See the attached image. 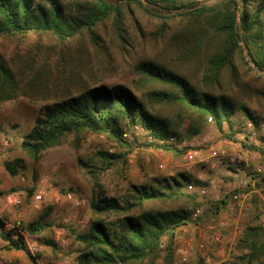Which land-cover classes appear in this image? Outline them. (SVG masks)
Here are the masks:
<instances>
[{
    "label": "trees",
    "instance_id": "obj_1",
    "mask_svg": "<svg viewBox=\"0 0 264 264\" xmlns=\"http://www.w3.org/2000/svg\"><path fill=\"white\" fill-rule=\"evenodd\" d=\"M129 7L158 20V38H168L173 48L179 46L193 58L201 84L193 80L197 83L194 84L183 70L169 64L150 61L138 67L151 81L173 91L157 94L162 102L181 105L185 110L180 111L178 118L169 119L148 109L124 84L90 86L76 75L65 77L60 79L63 84L57 98L42 107L41 115L23 138L21 149L27 158L39 162L47 151L70 139L78 146L90 134L105 136L118 147L131 150L126 134L134 127L150 138L149 148L180 158L188 152V147L180 143L203 133L207 121L225 139L239 142L237 134H244L243 148L264 154L262 147L247 143L251 133L237 128L234 115L241 113L255 129L260 127L261 119L234 90H228L230 84L239 86L236 58L240 55L245 61L244 51L254 67L264 73V0H212L205 4L195 0H0V37L36 33L52 34L61 44L82 36L97 42L98 30L106 32L113 21L114 33L127 44L123 18ZM36 64L21 56L6 60L0 53V104L26 96L25 89L31 81H35L37 90L42 88L43 82L38 80L43 71ZM122 160L120 153H99L103 171L113 169ZM79 165L95 181L90 208L103 219L92 221L85 232L73 234L81 246L78 263L156 264L166 240L170 264L175 255V230L197 221L192 219L189 205L199 204V193L190 187L207 186L208 182L194 181L181 172L175 177L155 179L152 185L132 186L121 200L107 195L97 167L83 159H79ZM3 167L12 179L28 171V164L21 157L4 161ZM252 202L253 219L258 224L244 229L238 244V262L221 264H264V207L256 196ZM227 203L222 200L213 204L211 213ZM50 214L51 208L46 209L22 230L30 235L41 234L53 226ZM106 218L115 219L108 222ZM22 230L7 229L0 219L3 251L30 255ZM46 244L57 247L52 241Z\"/></svg>",
    "mask_w": 264,
    "mask_h": 264
},
{
    "label": "rangeland",
    "instance_id": "obj_2",
    "mask_svg": "<svg viewBox=\"0 0 264 264\" xmlns=\"http://www.w3.org/2000/svg\"><path fill=\"white\" fill-rule=\"evenodd\" d=\"M195 1L205 4L212 0ZM123 20L127 44L122 43V39L114 33L116 28L113 21H110L106 32L98 30L97 42L82 36L68 44H61L52 34L36 33L0 37V53L6 60L21 56L37 63L35 67L42 68L43 71L38 80L43 82L40 90L35 88V81H31L26 86V96L0 104V217L7 223V228L22 230V227L35 220L43 211L51 208L49 219L53 224L38 235H30L22 230L30 255L25 252L3 251L4 242L0 239V264H79L81 246L74 240L73 234L85 232L92 221L103 219L90 208V201L96 191L95 181L79 165V159L97 167L99 181L107 195L121 200L128 195L132 186L152 185L155 179L175 177L181 172L193 177L194 181L208 182L210 192L206 198L199 195L196 207L184 202L190 204L191 212L198 207H202L204 212L196 222L192 221L175 230V255L170 264L237 263L241 257L238 244L244 229L252 223L258 224L253 219L254 205L250 200L251 196L247 200L248 204L250 202L249 210L245 212L246 216L238 228L232 225L231 214L227 210L230 205L236 204L233 198L235 194L249 191L239 188L247 180V175L254 174L258 168L264 170V154L243 148L241 142H246L244 134H237L239 142L225 139L209 121L205 123L203 133L180 143L194 144L193 150L197 152V156L193 160L187 155L177 158L149 148L147 144L151 141L150 138L136 127L126 134L131 150L118 147L105 136L90 134L78 146L74 139H70L67 144L47 151L39 162L28 159L22 151L24 136L33 128L41 115L42 107L53 103L57 98L63 84L60 79L65 77L76 75L90 86L101 83L124 84L134 91L148 109L169 119L178 118L180 111L185 110L181 105L172 106L162 102L157 94H169L173 91L151 81L138 67L150 61L169 64L177 70H183L192 82L194 80L201 84V74L191 55L186 50H180L179 46L173 48L168 38L159 39V21L143 14L136 7L125 9ZM244 56L245 61L240 55L236 58L240 71L239 86L233 87L230 84L228 90H234L235 95L264 125V73L254 67L246 51ZM246 62L254 70L251 71ZM234 120L237 121V128H241L244 133H251V140L247 143L264 150V129L248 130V121L239 112L234 115ZM101 151L120 153L123 160L113 169L103 171L99 161ZM233 156H243L244 160L240 164H232L229 159ZM17 157L26 160L28 171L12 179L5 172L3 163ZM236 171L239 173L236 174ZM237 189L241 190L237 192ZM40 193L43 194V202L37 204L35 197ZM9 196L20 197L23 204L15 206L8 203ZM256 198L260 199L259 196ZM221 200L228 203L222 210L211 213L212 205ZM78 202L82 205L77 206ZM114 219L105 220L109 222ZM261 221L264 222V218ZM18 223L21 225L17 226ZM176 235L182 237V241H176ZM217 235L222 237L225 249L235 239L234 250L225 253L226 261H222L223 257L219 254ZM47 241L54 242L57 247L54 249L48 246ZM34 244L37 249L31 253L29 246ZM166 244L164 240L156 264H169Z\"/></svg>",
    "mask_w": 264,
    "mask_h": 264
},
{
    "label": "built area",
    "instance_id": "obj_3",
    "mask_svg": "<svg viewBox=\"0 0 264 264\" xmlns=\"http://www.w3.org/2000/svg\"><path fill=\"white\" fill-rule=\"evenodd\" d=\"M248 128H249L248 130H250V129L255 130V126L252 123H248ZM259 128L264 129V125H260ZM136 129H137V127H136ZM180 146L188 147L189 151L187 152L186 155L190 160H193L195 158V156H197V152L193 150L194 149L193 143L186 145V143L184 142V143H182V145L180 144ZM215 156L217 158H219L217 153H215ZM243 158H244L243 156H233V157H230L229 161L232 164H240L244 160ZM235 173L238 174L239 172L236 171ZM247 176H248L247 180L242 182L239 185V188H246L249 191L247 193L244 192V194H240V193L235 194L233 196V198L236 200V204H232L229 207L226 206V207H228L227 211H229L231 214L232 225L236 226L237 228L239 227L240 222L246 216L245 214L249 210L248 205H247V200H248V197L250 196L249 195L250 192L255 193L254 195L259 196V198H260L259 200L264 203V170L261 168H258L254 174H252V175L248 174ZM190 188H191V190L198 191L200 197H202V198H206L210 192L209 186H191ZM240 190L241 189H237V192ZM35 201L37 204L42 203L43 202V194L40 193L39 195H37L35 197ZM7 202L10 204H13L15 206H21L23 204L22 199L20 197H16V196H9L7 198ZM81 205H82V203H80V202L77 203V206H81ZM219 210H222V207ZM203 212L204 211H203L202 207L196 208L192 214V219L197 220L198 218H200L203 215ZM20 225L21 224L18 223L17 226H20ZM6 228H7V226H6ZM7 229H9V228H7ZM175 240L180 242V241H182V237H179L178 235H176ZM234 240L235 239H232V244H230L228 249H225L223 247L222 237L220 235L216 236L217 245L220 247L219 254H220V256L223 257L222 261L227 260L225 258L226 251L231 253L234 250V247H233ZM29 249H30L31 253L35 252L37 249L36 244H34L33 246H29Z\"/></svg>",
    "mask_w": 264,
    "mask_h": 264
},
{
    "label": "crops",
    "instance_id": "obj_4",
    "mask_svg": "<svg viewBox=\"0 0 264 264\" xmlns=\"http://www.w3.org/2000/svg\"><path fill=\"white\" fill-rule=\"evenodd\" d=\"M247 192V191H246ZM253 194H255V193H252V192H250L249 193V195L251 196V199L250 200H252L253 199ZM256 197H257V195H255ZM259 200V199H258ZM260 202V201H259ZM262 205L264 204L262 201L260 202ZM249 204H250V202H249ZM249 204H248V202H247V205L249 206ZM2 206H3V204H2ZM264 207V206H263ZM249 208V207H248ZM0 219H1V217H0ZM6 226H7V223H6ZM192 240V239H191ZM3 242V241H2ZM191 241H189V243H190ZM4 245V244H3ZM220 264V263H219Z\"/></svg>",
    "mask_w": 264,
    "mask_h": 264
}]
</instances>
